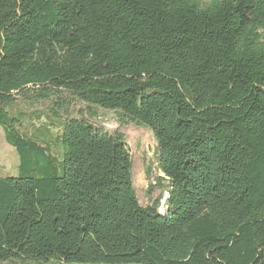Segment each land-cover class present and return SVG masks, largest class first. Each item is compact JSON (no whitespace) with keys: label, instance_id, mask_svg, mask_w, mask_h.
Wrapping results in <instances>:
<instances>
[{"label":"trees","instance_id":"1","mask_svg":"<svg viewBox=\"0 0 264 264\" xmlns=\"http://www.w3.org/2000/svg\"><path fill=\"white\" fill-rule=\"evenodd\" d=\"M0 127V264H264V0H0Z\"/></svg>","mask_w":264,"mask_h":264},{"label":"rangeland","instance_id":"2","mask_svg":"<svg viewBox=\"0 0 264 264\" xmlns=\"http://www.w3.org/2000/svg\"><path fill=\"white\" fill-rule=\"evenodd\" d=\"M21 110L28 108L21 107ZM99 118L95 123L109 131H118L125 139L132 156V175L136 195L141 206H148L149 201L154 200L160 194L159 189L147 194L150 184L160 176L156 170L155 141L150 131L138 128L133 125H120L117 122L116 114L98 110ZM58 118H51V124L56 125ZM61 134V129L52 130V138ZM18 157L13 147L9 146L4 139L3 129L0 127V176L14 175ZM149 168V169H148ZM149 170L150 177H146ZM148 196V197H147Z\"/></svg>","mask_w":264,"mask_h":264}]
</instances>
